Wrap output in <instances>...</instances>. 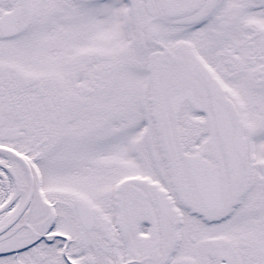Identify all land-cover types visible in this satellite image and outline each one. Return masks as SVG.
Returning <instances> with one entry per match:
<instances>
[{
    "label": "snow or ice",
    "instance_id": "obj_1",
    "mask_svg": "<svg viewBox=\"0 0 264 264\" xmlns=\"http://www.w3.org/2000/svg\"><path fill=\"white\" fill-rule=\"evenodd\" d=\"M0 264H264V0H0Z\"/></svg>",
    "mask_w": 264,
    "mask_h": 264
}]
</instances>
